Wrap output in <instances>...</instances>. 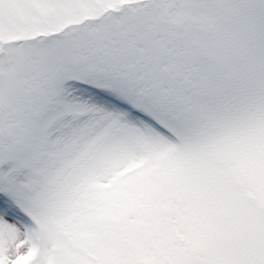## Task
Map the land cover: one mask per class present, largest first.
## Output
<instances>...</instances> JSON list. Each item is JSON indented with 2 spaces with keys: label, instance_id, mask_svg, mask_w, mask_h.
I'll use <instances>...</instances> for the list:
<instances>
[{
  "label": "snow or ice",
  "instance_id": "6c2138e0",
  "mask_svg": "<svg viewBox=\"0 0 264 264\" xmlns=\"http://www.w3.org/2000/svg\"><path fill=\"white\" fill-rule=\"evenodd\" d=\"M0 264H264V0H0Z\"/></svg>",
  "mask_w": 264,
  "mask_h": 264
}]
</instances>
